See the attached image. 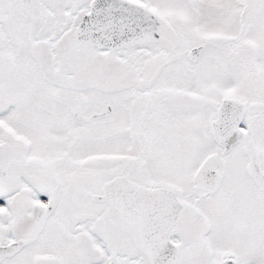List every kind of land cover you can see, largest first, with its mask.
<instances>
[{
  "label": "snow or ice",
  "instance_id": "obj_1",
  "mask_svg": "<svg viewBox=\"0 0 264 264\" xmlns=\"http://www.w3.org/2000/svg\"><path fill=\"white\" fill-rule=\"evenodd\" d=\"M0 264H264V0H0Z\"/></svg>",
  "mask_w": 264,
  "mask_h": 264
}]
</instances>
